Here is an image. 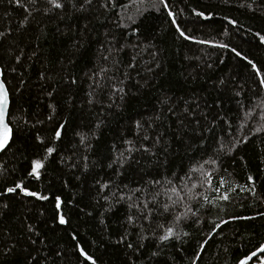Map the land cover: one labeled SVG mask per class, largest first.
I'll return each instance as SVG.
<instances>
[{
  "label": "snow or ice",
  "instance_id": "snow-or-ice-1",
  "mask_svg": "<svg viewBox=\"0 0 264 264\" xmlns=\"http://www.w3.org/2000/svg\"><path fill=\"white\" fill-rule=\"evenodd\" d=\"M7 2L24 13L17 22L20 32L36 22L37 45L47 40L45 21L91 17L99 22L103 16L111 18L112 27L102 23L103 39H97L87 71L73 74L75 61L68 53L80 55L92 42L85 35L91 31L88 24L78 25L80 35L73 34L70 45L57 53L52 70L39 73L35 90L31 77H24L26 49L19 40L5 47L12 26L0 30V156L13 160L11 167L0 163V264H105L109 252L121 257L119 264H200L209 239L229 223L259 219L264 228L259 207L253 215L206 218L214 208L223 210L221 202L251 207L247 200L257 196L254 176L247 175L243 185L233 183L226 165L255 140L264 155V24L245 25L216 8L234 6L249 19L261 20L264 0H236L234 5L233 0L215 5L208 0L209 7L191 8L195 20L184 17L177 0ZM132 5L135 15L128 14ZM204 29L215 38L194 34ZM162 34L219 50L214 61L196 58L199 68L212 70L217 61L225 65V54L235 63L227 72H214L207 88L186 89L182 95L164 90L157 81L166 67ZM67 35L56 27L53 39ZM232 36H240L248 49L231 44L227 38ZM41 54L37 46L27 58ZM56 66L58 78L51 74ZM189 75L181 73L183 84L192 82ZM145 90L157 93L151 112L130 116L125 124L128 101ZM248 93L259 102L253 104ZM113 121L120 127L101 151L98 143L114 128ZM177 158L179 169L171 171ZM202 223L209 228L193 246ZM236 235L243 238L239 230ZM259 257H264V242L241 251L232 264H264Z\"/></svg>",
  "mask_w": 264,
  "mask_h": 264
},
{
  "label": "trees",
  "instance_id": "trees-1",
  "mask_svg": "<svg viewBox=\"0 0 264 264\" xmlns=\"http://www.w3.org/2000/svg\"><path fill=\"white\" fill-rule=\"evenodd\" d=\"M127 2V0H126ZM236 0H233V5ZM212 4H216V0H212ZM187 5V7L185 6ZM208 0H177V8L184 9V17H190L192 20L196 18L190 16L191 8L200 7H209ZM136 5H132L129 10V15H135ZM217 12L220 14H227L232 17H236L239 20L243 21L245 25L252 23L254 27H259L264 24V19L261 20H251L248 17L249 13H246L243 9L237 10L234 6H217ZM24 13L21 9H16L10 6L7 0H3L0 3V30L7 28L9 25L12 26V35L4 42L5 47L8 44H11L14 40H19L20 47L26 49V56L22 58V67L27 69L24 74L25 79L27 80L31 77L29 81V86L35 90L37 77L41 71L49 72L54 68L55 57L57 53L63 52L66 47L71 43V38L73 34L79 36L80 33L76 31L77 26H83L88 24L90 32L85 33V35H90L91 43L88 47L83 50L82 54L78 55L77 53L69 52L68 57L74 59L75 67L70 68V73L87 71L88 66L92 58L96 54V49L99 45L96 43L97 39H103V33L105 27L102 26V23L108 28L112 27L111 18L105 20L101 16V21H94L91 17L88 20L80 18L78 20H65L64 23H59L57 20H52L50 23L45 21L48 24V35L47 40L41 39L37 45V37L40 35V32L36 30L35 21H31L28 29L20 32L18 28V21L23 20ZM178 19H183V17H178ZM66 25H71L72 31H68ZM59 27L61 30L68 32L67 37L60 38L57 37L55 40V29ZM192 27L199 28L198 25H190ZM18 32L20 33L18 35ZM198 38H215L214 33H209L207 29L198 30L194 33ZM163 43L161 47L165 51L166 55V67L164 69L165 75L163 77H157L159 85L163 87L164 90L172 88V90L177 95L184 94V91L187 90H197L199 91L202 88L208 87V78L213 76L215 72L216 75L228 71V65L235 63V60L231 58L230 54H225L228 59L225 65H219L218 61L214 64L212 70L207 68H199L196 66V58L204 57L209 60H216V56L219 54V50H214L206 48L203 45L189 44L180 40H173L171 34L163 35ZM230 40V43L233 45H238L239 49L247 50L248 45L241 42L240 36H232L227 38ZM39 47L42 54L39 56V59L33 57L31 59L27 58V55H30L31 49ZM11 51V50H9ZM185 56L192 57L191 60H185ZM47 57V59H45ZM147 55H145V61L147 62ZM2 63V62H0ZM65 64H68V59L65 58ZM46 66V67H45ZM219 71H216V69ZM17 74L21 72V67H17ZM181 73L190 74L189 80L192 81L190 84H183ZM52 75L58 76L61 74L59 66L55 67V71L51 72ZM135 75V73H133ZM193 77H196L193 80ZM9 79H11V74H9ZM16 81L13 80L12 84H15ZM11 87V85H10ZM157 95L156 92L145 90L138 99H130L127 104V111L124 113V123H127V118L130 116H136L138 113H149L152 110V105L154 103V98ZM251 96L250 93L247 94ZM27 96V93H26ZM211 99H215V93L212 94ZM253 104L259 102L260 97L251 96ZM211 102V100H210ZM19 103V101H17ZM34 103V102H33ZM228 105H226L227 107ZM231 107H235L232 105ZM230 116H235V113H228ZM243 116V112H241ZM258 119V117H257ZM114 128L111 130H106L104 135L101 137V140L98 143V148L103 151L108 145L111 144V134L116 127H120L115 121H113ZM260 144L259 140H255L252 143H249L246 147H242L239 152L236 153L235 160H230L227 162V168L229 173H232L230 180L233 183L238 182L243 185L247 175H253L256 180L257 196L255 198H249L247 204L251 207L241 208L239 204L233 202L232 204L224 205L220 203V209H213L211 215L206 214V218L209 221L217 220L219 217L228 219V214L240 213L243 215H253L254 212L259 207V210H264V202L258 203V201H264V172L259 171L264 169V155L261 154L258 145ZM240 156H243V160L240 159ZM7 162L8 167L12 166L13 160L11 155L0 156V163ZM180 160L177 158L173 164L171 171H177L179 169ZM71 183L70 177H66ZM9 181L12 177L8 178ZM218 179V177H217ZM2 183V181H0ZM47 180H45V184ZM37 189H41L43 185H35ZM71 191L68 192L69 198H71ZM210 197L213 195L209 194ZM30 199V198H26ZM40 203V202H36ZM261 221L259 219L251 222L246 221H233L229 223L226 227H223V231L215 235L214 238L209 239L206 248L207 250L203 253V259L200 261V264H232L233 259L241 251H247L252 249L257 242H264V228H261ZM209 228V224L202 223L197 233L193 234V246L195 242L199 239L204 232ZM237 230L243 233V238L237 236ZM190 251V249H189ZM260 258V257H259ZM121 257L115 253L109 252L103 256L105 264H119ZM257 261H252V264H256ZM187 264V261H185Z\"/></svg>",
  "mask_w": 264,
  "mask_h": 264
},
{
  "label": "rangeland",
  "instance_id": "rangeland-1",
  "mask_svg": "<svg viewBox=\"0 0 264 264\" xmlns=\"http://www.w3.org/2000/svg\"><path fill=\"white\" fill-rule=\"evenodd\" d=\"M259 259H264V257H260ZM257 264V263H256Z\"/></svg>",
  "mask_w": 264,
  "mask_h": 264
}]
</instances>
